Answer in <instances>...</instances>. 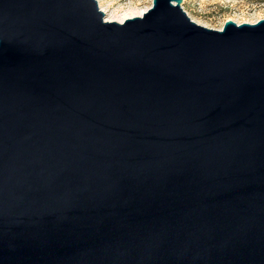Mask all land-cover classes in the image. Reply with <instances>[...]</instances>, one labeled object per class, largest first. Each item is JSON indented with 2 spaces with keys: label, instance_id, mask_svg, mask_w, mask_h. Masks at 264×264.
Masks as SVG:
<instances>
[{
  "label": "water",
  "instance_id": "water-1",
  "mask_svg": "<svg viewBox=\"0 0 264 264\" xmlns=\"http://www.w3.org/2000/svg\"><path fill=\"white\" fill-rule=\"evenodd\" d=\"M184 0H0V264H264V20Z\"/></svg>",
  "mask_w": 264,
  "mask_h": 264
},
{
  "label": "rangeland",
  "instance_id": "rangeland-1",
  "mask_svg": "<svg viewBox=\"0 0 264 264\" xmlns=\"http://www.w3.org/2000/svg\"><path fill=\"white\" fill-rule=\"evenodd\" d=\"M106 20H123L150 10L153 0H97ZM184 10L196 23L222 30L227 21L255 24L264 20V0H184Z\"/></svg>",
  "mask_w": 264,
  "mask_h": 264
},
{
  "label": "bare ground",
  "instance_id": "bare-ground-1",
  "mask_svg": "<svg viewBox=\"0 0 264 264\" xmlns=\"http://www.w3.org/2000/svg\"><path fill=\"white\" fill-rule=\"evenodd\" d=\"M103 12L107 15V11H106V10H103ZM145 13H147V10H145L143 13H140L139 15L136 14V13H131V14H130V17L125 18V19H123V20H121V19H120V20H111V19H109L108 21H110V22L116 21V22L123 23V22H125L126 20H131V19H134V18L142 17Z\"/></svg>",
  "mask_w": 264,
  "mask_h": 264
}]
</instances>
